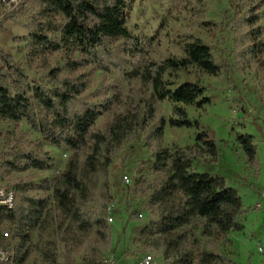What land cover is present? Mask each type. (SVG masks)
<instances>
[{
    "label": "trees",
    "instance_id": "trees-1",
    "mask_svg": "<svg viewBox=\"0 0 264 264\" xmlns=\"http://www.w3.org/2000/svg\"><path fill=\"white\" fill-rule=\"evenodd\" d=\"M39 3V14L45 23L40 22L38 30L30 34L31 54L63 50L70 58L75 54L94 56L99 49L119 39L133 42L135 49L141 50L138 37L128 28L130 0H39ZM257 20L250 13L244 18L252 28ZM80 65V60L67 62L72 71ZM190 66L211 76L222 72L212 48L200 39L187 43L181 58L145 60L134 70V75L152 90L143 115L141 106L116 113L105 131L95 132L93 126L102 111L87 104L80 110L73 108L86 90L84 80L61 76L62 69L56 68L52 71L55 86L46 89L31 80L10 54L0 51V119L26 120L47 142L66 146L71 152L63 173L52 187L45 188H52V208L48 198L29 195L33 186L23 183L13 186L17 194L15 207L0 208V244L2 231H9L13 240L11 264H28L34 246L40 250V259L34 264H105L102 257L111 241L104 212L110 166L124 141L153 121L147 138V144L154 150L153 178L149 180L147 197L157 214L144 230L161 251L163 259L158 264H241L222 252L215 234L242 229L238 222L245 211L242 197L223 176L193 169L197 157L217 158L219 149L212 131L189 118L179 105L202 107L211 98L198 82L177 83L169 78ZM165 101L173 105L175 114L168 120L157 109L158 103ZM100 108L111 111L112 105L107 102ZM167 125L194 128V143L165 147ZM237 141L247 163L258 171L253 136L241 134ZM39 150L40 147L16 150L6 164L16 172L45 170L50 161ZM100 178L102 195L98 194ZM86 243L91 246L90 252L77 263Z\"/></svg>",
    "mask_w": 264,
    "mask_h": 264
},
{
    "label": "rangeland",
    "instance_id": "rangeland-1",
    "mask_svg": "<svg viewBox=\"0 0 264 264\" xmlns=\"http://www.w3.org/2000/svg\"><path fill=\"white\" fill-rule=\"evenodd\" d=\"M130 1L128 28L138 37L140 51L133 42L119 39L99 49L94 56L75 54L70 58L63 50L31 54L30 34L38 30L40 22L45 23L39 14V0H20L11 7L0 3V51L10 54L31 80L46 89L55 86L52 71L56 68L62 69L61 76L84 80L86 90L73 103V108L80 110L87 104L100 109L101 115L93 126L97 132L105 131L116 113L137 106H141L142 115L145 112L144 105L152 90L134 75L143 61L181 58L187 43L197 39L207 43L222 65L219 76L190 66L169 78L177 83L198 82L206 88V95L211 98L209 104L202 107L179 104L189 118L212 131L219 149L217 158L197 157L193 169L223 176L245 205L238 218L242 229L215 234L222 252L241 264H264V0ZM247 13L258 19L254 28L244 21ZM73 59L81 61L76 71L67 67L68 60ZM107 102L112 105L111 111L100 108ZM157 109L166 120L175 115L173 105L167 101L158 103ZM153 124L154 121L136 136H129L110 166L104 212L107 213V206L112 207L113 221L108 222L111 241L102 257L105 264H136L144 254L153 255L157 262L163 259L160 249L152 244L154 238L144 230L157 214L147 197L154 161V150L147 144V138ZM241 134L252 135L255 140L258 171L246 161L237 141ZM195 135L194 128L167 125L163 145L185 147L194 143ZM38 146L39 153L49 159V168L26 172L9 169L6 160L12 159L14 151ZM70 155L66 146L47 142L26 120L0 119V185L15 189L13 186L18 183L31 184L29 195L48 198L52 208V188H45L52 187L60 177ZM124 176L130 182L126 183ZM101 182L102 178L99 195L104 194L100 190ZM90 248L88 243L82 246L77 263L88 256ZM39 259V246H34L28 264Z\"/></svg>",
    "mask_w": 264,
    "mask_h": 264
},
{
    "label": "built area",
    "instance_id": "built-area-1",
    "mask_svg": "<svg viewBox=\"0 0 264 264\" xmlns=\"http://www.w3.org/2000/svg\"><path fill=\"white\" fill-rule=\"evenodd\" d=\"M20 0H0L1 4L11 6H16ZM124 181L126 183L130 182L128 176H124ZM17 200L16 190L7 186L0 185V208L13 209L15 207ZM106 218L108 222H112V207L106 209ZM2 243L0 244V264H11L13 258V240L12 235L9 231H2ZM262 252L263 249L260 248ZM109 262V260H108ZM111 262V259H110ZM136 264H158L154 256L151 254H144L138 260Z\"/></svg>",
    "mask_w": 264,
    "mask_h": 264
}]
</instances>
